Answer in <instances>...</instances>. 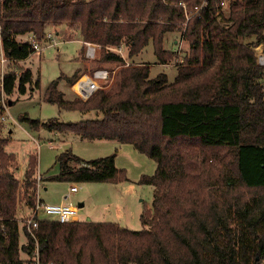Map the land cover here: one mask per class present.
I'll list each match as a JSON object with an SVG mask.
<instances>
[{
  "label": "trees",
  "instance_id": "1",
  "mask_svg": "<svg viewBox=\"0 0 264 264\" xmlns=\"http://www.w3.org/2000/svg\"><path fill=\"white\" fill-rule=\"evenodd\" d=\"M61 25L101 45L97 61L120 64L124 58L109 47L124 44L133 57L152 44L166 65L177 52L166 47L167 35H182L187 51L173 81L165 71L152 76L148 64L123 65L112 89L86 100L65 98L61 77L50 82L45 101L96 109L100 118L19 115L34 129L116 139L147 154L157 168L140 182L155 187L153 204L139 230L92 218L42 217L33 233L21 225V205L29 215L37 203L38 158L30 154L23 177L16 176L3 117L10 96L39 87L40 78L16 66L0 82V264H36V252L40 264H264V65L257 51L264 45V0H0V35L12 64L35 52L18 36L46 43L50 28ZM80 71L67 79L74 83ZM218 148L231 150L233 160L215 162ZM57 162L60 171L41 181L128 179L113 155L86 160L67 149Z\"/></svg>",
  "mask_w": 264,
  "mask_h": 264
},
{
  "label": "rangeland",
  "instance_id": "2",
  "mask_svg": "<svg viewBox=\"0 0 264 264\" xmlns=\"http://www.w3.org/2000/svg\"><path fill=\"white\" fill-rule=\"evenodd\" d=\"M224 7L225 11L228 12V3ZM49 31L57 40H61V43L45 46L42 50L35 51L21 63L18 62L17 65L12 64L9 59L2 60L6 55L0 38V82L4 73L16 66L19 70L30 67L34 72V80L40 78L39 87H29L26 94L22 95L15 92L10 96L4 115L5 133L11 135V140L6 148L8 151L14 152L18 160L16 176L23 177L29 155L36 154L38 158L37 196L41 195L44 199L63 197L69 193L73 182L41 181L40 179L41 175L55 174L60 171V163L57 162V156L60 153L71 149L86 160L113 155L116 166L126 169L128 179L116 183L105 181L77 182L79 189L70 192L67 201L78 207V218L81 215L82 218L90 217L94 220H113L123 226L139 230L143 227L141 214L146 208L152 207L155 194L153 185L140 182L142 175L155 172L157 162L153 158L140 152L133 145L122 143L116 139L83 138L73 131L61 132L45 127L34 129L28 121L19 120V115L24 113H28L31 118H37L41 121H47L51 118L60 121H78L102 117L103 113L96 109L80 111L60 108L57 103L45 101L44 93L50 82L61 77L58 81V88L64 93L65 98L71 99L78 96L73 89L74 83H71L67 76L73 75L79 68L81 69L79 77L91 73L97 68H107L110 71V77L100 83L99 89H112L116 85L119 69L123 65H127L97 61L102 49L99 44H96L95 56L88 57L86 54L87 44L81 41L80 32L76 28L61 25L50 28ZM28 37L29 34L18 36L21 40ZM165 45L177 51L174 60L166 63V65L157 60L152 44L136 56L128 57L127 54L129 65L148 64L151 66L152 76L160 71H165L168 73L169 79L173 81L178 73L177 65L182 62L187 49L183 48L185 44L179 31L169 33ZM124 51L128 53L126 46H124ZM257 51L259 62L264 65L261 60L264 59V45H259ZM10 130L12 131L10 132ZM215 150L211 155V157L215 155V162L219 163L216 157L221 158L222 156L224 161L233 160L231 150L227 148ZM19 212L18 219L23 225L22 220L28 216L29 210L21 205ZM20 241L21 243L26 241L23 232ZM21 256L23 258L28 257L26 252H22Z\"/></svg>",
  "mask_w": 264,
  "mask_h": 264
},
{
  "label": "built area",
  "instance_id": "3",
  "mask_svg": "<svg viewBox=\"0 0 264 264\" xmlns=\"http://www.w3.org/2000/svg\"><path fill=\"white\" fill-rule=\"evenodd\" d=\"M1 38V35H0ZM46 45H43L40 41H37L33 34H29V37L25 40H30L35 48V51L42 50L48 45H57L61 43V40H57L52 32L47 33ZM2 41V38H1ZM87 44L86 54L88 57H94L96 54V44L92 42H85ZM124 44L119 46L109 47L113 51L120 54L127 65L129 61L127 59V53L124 51ZM263 58V57H262ZM8 59L6 56L2 58L3 61ZM264 62V59H261ZM4 76V75H3ZM110 77V71L107 68H97L91 73L83 74L79 77L73 85V89L76 94L82 99H89L100 87L101 82L107 80ZM3 78V77H2ZM5 116L3 117V119ZM79 189L76 183H73L70 187L71 192H75ZM79 213L78 207L72 203H49L41 200L38 196L37 203L30 215L25 216L22 220L28 227L31 233L33 229L38 227L39 221L42 217H54L61 222L78 220ZM36 264H40L38 260V252H36Z\"/></svg>",
  "mask_w": 264,
  "mask_h": 264
},
{
  "label": "crops",
  "instance_id": "4",
  "mask_svg": "<svg viewBox=\"0 0 264 264\" xmlns=\"http://www.w3.org/2000/svg\"><path fill=\"white\" fill-rule=\"evenodd\" d=\"M82 41V40H81ZM83 42V41H82ZM10 131H12V130H10ZM70 192L71 191H69V193L68 194H66V195H64L63 197H51V198H48L47 197V199H44L41 195H39V198L41 199V200H43V201H45V202H49V203H69L68 201H67V197H68V195L70 194ZM82 217H81V215H80V218L79 219H81Z\"/></svg>",
  "mask_w": 264,
  "mask_h": 264
},
{
  "label": "water",
  "instance_id": "5",
  "mask_svg": "<svg viewBox=\"0 0 264 264\" xmlns=\"http://www.w3.org/2000/svg\"><path fill=\"white\" fill-rule=\"evenodd\" d=\"M0 93H1V91H0ZM10 103H11V101H10ZM81 205H83V203H81ZM87 219H90V217H87Z\"/></svg>",
  "mask_w": 264,
  "mask_h": 264
}]
</instances>
